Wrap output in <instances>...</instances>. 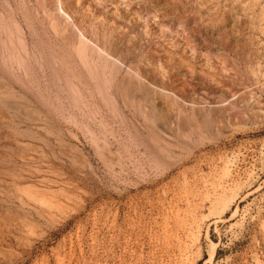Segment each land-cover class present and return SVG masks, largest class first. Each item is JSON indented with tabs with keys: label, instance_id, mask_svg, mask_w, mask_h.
Returning <instances> with one entry per match:
<instances>
[{
	"label": "rangeland",
	"instance_id": "obj_1",
	"mask_svg": "<svg viewBox=\"0 0 264 264\" xmlns=\"http://www.w3.org/2000/svg\"><path fill=\"white\" fill-rule=\"evenodd\" d=\"M0 264H264V0H0Z\"/></svg>",
	"mask_w": 264,
	"mask_h": 264
},
{
	"label": "bare ground",
	"instance_id": "obj_2",
	"mask_svg": "<svg viewBox=\"0 0 264 264\" xmlns=\"http://www.w3.org/2000/svg\"><path fill=\"white\" fill-rule=\"evenodd\" d=\"M6 96V95H5ZM142 116V115H141Z\"/></svg>",
	"mask_w": 264,
	"mask_h": 264
}]
</instances>
